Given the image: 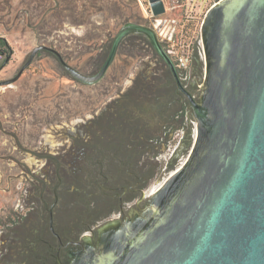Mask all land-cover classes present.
Here are the masks:
<instances>
[{"label":"rangeland","instance_id":"1","mask_svg":"<svg viewBox=\"0 0 264 264\" xmlns=\"http://www.w3.org/2000/svg\"><path fill=\"white\" fill-rule=\"evenodd\" d=\"M91 1L77 0L79 10L81 6V10L86 7L89 10L83 18L89 23L78 24L79 18L72 15V0H0V37H5L12 48L9 60L7 53L0 50V264H69L71 256L67 252L83 247V235L95 243L99 226L114 219L122 223L119 198L131 184L134 173L146 171L154 178L142 196L123 201L126 212L130 207L134 211L145 210L149 206L147 199L169 177L163 172L177 171L189 157L190 152L185 150L169 166L183 135V126L189 129L183 118L148 121L149 140L155 150L138 151L134 166H121L115 161L113 147L116 148V141L117 147H133L136 136H127L119 144L107 129L102 138L97 134L108 118L111 120L109 116H113L118 106L115 102L120 100L121 91L150 61L145 55V59L136 56L129 59L126 80L123 56L117 54L100 82L85 84L69 76L53 52L41 50L18 80L4 83L20 72L39 45L57 49L71 65L86 74L101 69L121 30L124 7L105 15H93ZM122 1L126 13L152 14L147 12L143 0H109L118 5ZM194 2L201 7L206 0ZM181 14L179 6H171L167 15L159 18L162 24L156 25L161 36L175 39L176 50L191 58L194 52L191 40L202 46L201 26L187 29L179 21ZM196 52L201 51L198 48ZM150 108L148 118L161 113L158 107ZM107 109L110 113L102 119L101 129L97 116ZM116 125L117 121L112 127ZM94 141L99 150L86 148L89 164L78 165L82 163L79 152ZM104 142L109 144L107 148L113 147L106 149ZM60 173L65 182L58 186ZM51 210L54 228L69 244L59 256L56 250L59 241L50 230Z\"/></svg>","mask_w":264,"mask_h":264},{"label":"water","instance_id":"2","mask_svg":"<svg viewBox=\"0 0 264 264\" xmlns=\"http://www.w3.org/2000/svg\"><path fill=\"white\" fill-rule=\"evenodd\" d=\"M149 1L157 12L162 0ZM215 12L218 19L208 29L210 51L219 58L217 104L203 108L180 84L199 119L201 137L193 155L161 186L157 204L150 196L145 210L130 207L121 224L114 219L99 226L98 248L83 235V247L67 252L74 254L69 264H264V0H224ZM131 33L149 36L170 60L154 29L128 23L96 74L77 69L57 49L39 45L4 83L18 80L41 50L53 52L72 78L98 83ZM134 216L144 221L141 227Z\"/></svg>","mask_w":264,"mask_h":264},{"label":"flooded vegetation","instance_id":"3","mask_svg":"<svg viewBox=\"0 0 264 264\" xmlns=\"http://www.w3.org/2000/svg\"><path fill=\"white\" fill-rule=\"evenodd\" d=\"M223 1L224 0H206L205 4L200 7V5L198 4L195 5L196 3L194 2V0H162V2L157 4L156 6L157 12H154L152 3L149 0H143V5H147V12L150 11L152 14H141L140 12H138L131 15L130 17L128 15L123 17L121 28H123L128 23H136L154 29L157 32L160 42L164 50L167 52L170 60H168L158 51L150 37L144 33H131L127 35L120 44L118 53L123 56L122 62L124 65V80L127 79L125 72H127L126 70L130 65L129 59L136 57L137 59H145V57L150 59V61L146 62L143 68L137 71L136 74L130 79V84L128 85V87L121 91L120 100H117L115 102L118 103V107L122 111V114H120L121 120L119 122L117 121V125L115 127H110L108 124V115L110 113V109H107L103 115L99 114L97 116L98 119H101V129L104 124L102 123V119L108 118V121H106L107 124H104V129L100 132L97 131L99 138H102L101 134H104L106 132L105 129L108 130V133H110L113 138L119 140V144L120 141L125 142V140L129 138L127 136H136L135 141H137L135 142L133 147H117L118 141L115 142L116 148L112 146L115 150H113V154L115 156L114 159L115 161H118V163H121V166H134L133 160L137 156L138 151L148 150L152 152L155 150V146L150 143L151 139L149 140V136H151V133H149L151 132L149 131L151 125L148 123V121L153 122L154 120L162 121L169 119L172 120L173 118H175L178 121L179 119L181 121V119L183 118L187 123H189L188 131L186 130V127L183 126V135L179 141V145L177 146V152L174 158L169 161V166H172L175 158L181 155V153H184L185 150L187 152H190V157L191 155H193L195 146L201 137V132H199L198 129L199 119L195 110L193 109L192 101L190 100L186 92L181 88L180 84L183 88L193 94L195 100L200 103L203 108L217 104V99L214 95V80H216L214 73L216 65L219 62V58L217 55H214L210 51L212 41H209V35L211 34V32L208 28H210L211 25H213L218 19V17L215 16V14L218 13L215 12V8L220 6ZM171 6H173L174 8L179 6L181 8L182 18L179 20L182 23L181 25H183L187 29L195 26H201L200 33L202 46L199 47L197 42L191 40L190 43L192 49L194 50V52L192 53L193 57L191 58L185 56V54H181L178 50H176L177 46L175 39L174 41H172V38H170L169 40L167 36L164 38L158 31V26L156 24L159 23V18L167 15ZM124 9L126 11L125 3ZM159 24L162 23L160 22ZM205 25L207 26V34L204 37L203 28L205 27ZM129 42H133L137 46H139L138 44H141L142 42H147L151 46V49L149 48L151 51L147 49L136 54H130L126 49ZM198 48L201 52H196ZM144 55L145 57H143ZM182 57L186 59L185 67H180L178 64L179 58ZM170 61L176 67L179 80H177L176 75L171 68ZM99 70L100 69L94 72V74L98 73ZM121 101H123L122 104ZM149 106L155 107V109L156 107H158L161 113H157L152 116V118H148L147 113H151L150 110H152ZM204 112L207 115L211 116L207 113L206 109L204 110ZM113 114V117H120L118 114V110L114 111ZM194 122H196V125L194 124ZM91 123L93 122L91 121ZM130 125H133L136 129L134 131H130L128 128V126ZM196 126L197 130L195 128ZM123 127H127V129L123 130ZM170 136H172V134H170ZM97 142L98 144H100L99 141ZM155 142L158 144L159 140L155 139ZM103 146L108 150L112 148H107L109 144L106 145V142L103 143ZM86 148L98 149L99 147L95 145V141L92 145L90 143H87V146H84L79 152L80 155L78 157L80 160H82L80 161L82 163H79L78 165H84V162H87L90 158L88 150H86ZM120 150L121 152H119ZM75 159H77V157ZM86 164L89 163L87 162ZM181 169L182 168L173 173L169 170H165L163 172L165 175L169 174V177L161 183L155 193L151 194L150 201H153V204L158 203V200L162 193L161 191H159L162 188L161 186H163V184H165L174 174H176ZM133 176L134 179L131 181V184L127 185L126 190H124L119 198L120 214L122 216V219L128 217V213L123 208V201H131L136 197L142 196L143 192L145 191L144 189L151 186V181L154 178L153 174H147L146 171L139 175L134 173ZM134 217L136 219L135 222L139 223L138 225L144 222L140 217ZM53 222L54 220L51 210L49 222L50 230L52 232V235L59 241L58 247L56 248L57 256H59L63 247L66 249L69 244L64 243L61 235L57 232V230L55 228H52V225L54 226ZM112 231L107 232L108 238L111 237L112 233L110 232ZM57 233L59 234V236L57 235ZM95 233L96 232H93V235ZM94 239L96 240L95 237ZM97 242H95L96 248H98L99 243ZM89 246L90 248H92V245ZM73 255H71V257L74 258Z\"/></svg>","mask_w":264,"mask_h":264},{"label":"trees","instance_id":"4","mask_svg":"<svg viewBox=\"0 0 264 264\" xmlns=\"http://www.w3.org/2000/svg\"><path fill=\"white\" fill-rule=\"evenodd\" d=\"M76 2H77V0H72V3H71V9L73 10L72 11V15L75 16L76 18H79L78 20H76L77 23L80 22L78 24H84L85 22L89 23L87 20L84 21V19H83L84 17H86V14L89 13L88 8L86 7L84 10H81V8H82V6H81L80 7V10H79V5L80 4H76ZM122 3H123V1H122ZM122 3L120 2L119 5H118V4H115V3H110L109 0L108 1L107 0H92L91 1V7L93 8L94 12H91V13L93 15H96V14H98V15L99 14L105 15V13L107 11L110 12V13H112L114 8H117V10L122 9L121 7L122 6L124 7V3L123 4ZM66 4L69 5L70 3L67 1ZM84 6H87V5H84ZM123 11L124 12H123L122 16L123 15L124 16L128 15L130 17L131 15H133V12L126 13L125 9H123ZM119 13H120V11H119ZM119 13H118V16H119ZM135 13L136 12H134V14ZM93 15H89V16L92 17ZM112 15H117V14L115 13V14H112ZM119 17H121V16H119ZM96 27H98V26H96ZM138 45L139 46L135 45L133 42H129V44H128L127 48H126L127 51H128V53H130V54H136L138 52H142L144 50H147L148 48L151 49L150 44H148L147 42H142L141 44H138ZM0 50L3 51V52H5V53H7V58L10 56V53H11L12 48H11L8 40L5 37H0ZM115 107H116V109L114 111L118 110V114H119L120 117L110 116V119L111 120L108 121V124H109L110 127H112V125H113V123L115 121H118L119 122L121 120L120 119L121 118V115L120 114H122L121 113L122 111L119 109L118 106H115ZM114 111H113V113H114ZM128 128H129L130 131H134L136 129L133 125L128 126ZM61 174L62 173H60V177H59L58 182H56V184L58 186H59V184H62V183L65 182L63 180L64 178H63V176ZM56 188H57V186H56ZM56 190L58 191V188ZM93 204H95V203H93Z\"/></svg>","mask_w":264,"mask_h":264},{"label":"built area","instance_id":"5","mask_svg":"<svg viewBox=\"0 0 264 264\" xmlns=\"http://www.w3.org/2000/svg\"><path fill=\"white\" fill-rule=\"evenodd\" d=\"M0 57H2V54H0ZM178 64L180 67H185L186 66V59H184L183 57L179 58ZM194 124L196 125V122H194ZM195 128L197 130V126Z\"/></svg>","mask_w":264,"mask_h":264}]
</instances>
